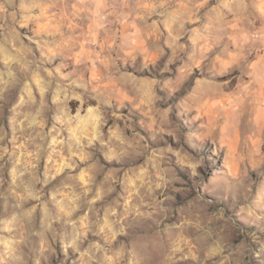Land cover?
Returning <instances> with one entry per match:
<instances>
[{
    "label": "clouds",
    "instance_id": "obj_1",
    "mask_svg": "<svg viewBox=\"0 0 264 264\" xmlns=\"http://www.w3.org/2000/svg\"><path fill=\"white\" fill-rule=\"evenodd\" d=\"M109 7L114 23L131 17L154 38L156 56L138 59L127 38L118 36L122 29L111 32L106 47L112 74L122 86L131 85L132 95L131 107L119 104L127 109L121 135L94 132L81 144L75 117H52L53 143L67 155L64 167L77 171L54 189L58 211L45 210L40 222L34 208L0 220V264H245L250 232L264 247L255 231L264 224V5L113 0ZM0 12L7 8L0 5ZM29 19L0 25V107L11 104L19 82L31 75L25 57L39 55L30 46L31 30H17ZM225 94L233 101L228 110L211 111L209 102ZM115 99H96L97 110L104 109L101 124L111 118ZM134 108L150 119L142 120ZM26 121H18L25 143L42 139V123ZM128 128L131 137L123 135ZM39 151L36 145L29 154L30 169ZM226 157L231 167L224 166ZM100 174L105 178L97 181ZM220 183L234 193L226 202L213 194ZM29 195L40 201L42 193ZM57 251L63 260L57 261Z\"/></svg>",
    "mask_w": 264,
    "mask_h": 264
},
{
    "label": "rangeland",
    "instance_id": "obj_2",
    "mask_svg": "<svg viewBox=\"0 0 264 264\" xmlns=\"http://www.w3.org/2000/svg\"><path fill=\"white\" fill-rule=\"evenodd\" d=\"M111 3L113 0H13L9 6L6 0H0V5L7 8V13L0 12V25L12 23L13 17L16 21L30 17L27 25H17V30H31L35 40L30 42V46L34 53L39 54L33 56L30 53L25 57L31 60V75L19 82L11 104L0 107V220H12L34 208L32 215L40 222L45 210L58 211L52 202L54 189L61 188L62 178L77 169L64 167L68 163L67 155L53 143L56 134L50 130L54 115L76 118L74 130L78 136L83 133L81 144H86L94 132L104 136L121 135L124 121L120 117L127 115V109H120L119 104L122 102L131 107L132 95L128 91L131 85L122 86L112 74L106 47L111 43V32L122 29L118 36L127 38L128 48L136 50L134 54L138 53V59L142 60L149 54L155 57L156 53L154 38L148 36L131 17L123 23H114L115 16L109 14ZM257 3L258 7L264 5V0H257ZM198 38L199 34L193 37L194 40ZM45 52L47 55H43ZM44 69L51 75H46ZM111 94L117 96L112 101L116 107L109 112L111 118L101 124L105 118L104 109L97 110L95 101L98 97L107 99ZM144 94L150 96L148 86H145ZM209 103L215 106L211 111L224 112L233 101L225 94ZM133 111L144 121L150 119L139 109L134 108ZM25 117L28 121L34 119L37 124L42 123V139L36 137L31 143H25L18 122ZM33 128L40 131L36 125ZM135 130L143 134L139 128ZM132 132L131 128L124 129L123 135L131 137ZM60 135L66 138L67 132L61 129ZM36 145L40 146V151L35 169H30L32 158L29 154L35 151ZM79 166L83 168V162ZM224 166H232L230 158L226 157ZM19 172L23 175L17 179ZM33 176L37 181L34 185ZM104 178V174L96 177L97 181ZM37 191L42 193L40 201L29 195ZM213 194L222 202L234 196L230 186L224 183L218 184ZM74 215L80 218L82 211L78 210ZM255 231L264 241V224L257 225ZM251 236L250 232L246 240L245 264H264V247ZM78 256V253L71 254L72 259ZM56 259L63 260V254L57 251Z\"/></svg>",
    "mask_w": 264,
    "mask_h": 264
}]
</instances>
